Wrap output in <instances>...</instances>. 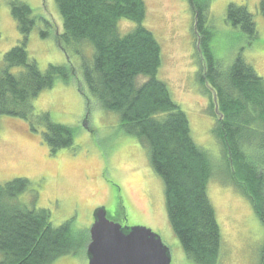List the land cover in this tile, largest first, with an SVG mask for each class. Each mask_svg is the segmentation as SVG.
<instances>
[{
	"label": "trees",
	"instance_id": "obj_1",
	"mask_svg": "<svg viewBox=\"0 0 264 264\" xmlns=\"http://www.w3.org/2000/svg\"><path fill=\"white\" fill-rule=\"evenodd\" d=\"M211 1L189 0L200 57L198 79L210 97L216 117L213 132L224 148V183L249 197L264 223V77L242 52L230 65H224L212 46L216 31L209 14ZM11 2L21 39L6 52L5 64L0 67V119H29L32 98L54 87L58 79H77L76 70L61 64L41 69L28 52L36 25L34 12L27 2ZM260 2L264 13V0ZM55 3L63 21V31L55 37L62 50L81 54L83 44L93 47L92 61L83 62V82L77 80L88 107L95 98L102 109L117 112L125 132L148 146L152 167L163 178L168 217L183 250L196 264H220L221 228L208 196V182L219 174L209 153L195 143L187 113L173 99L167 83L157 77L162 49L143 24L146 1ZM227 13L228 23L240 29L247 45H252L259 37L254 14L234 3L228 5ZM123 19L136 25L122 32ZM41 33L47 37V32ZM17 68L20 70L14 72ZM140 76L148 78L139 82ZM38 118L52 153L74 144V128L54 122L49 113ZM30 186L24 177L0 184V264H54L63 256L85 252L88 243L83 244L82 234L73 230L72 219L56 227L49 209L21 199ZM120 210L125 219L123 207ZM261 258L264 264V249Z\"/></svg>",
	"mask_w": 264,
	"mask_h": 264
},
{
	"label": "rangeland",
	"instance_id": "obj_2",
	"mask_svg": "<svg viewBox=\"0 0 264 264\" xmlns=\"http://www.w3.org/2000/svg\"><path fill=\"white\" fill-rule=\"evenodd\" d=\"M11 1L0 0V67L5 64L6 52L21 39L18 23L11 13ZM20 1L31 6L36 20L28 42L30 57L43 71L50 64L72 65L77 79L68 82L58 79L54 87L32 98L29 119L1 117L0 184L27 178L31 186L21 199L24 197L27 204L33 200L37 208L49 209L56 227L72 219L73 230L82 234L83 244L90 241L93 211L104 206L109 217L121 221L125 227L147 226L156 231L169 247L173 264H196L172 229L164 181L152 167L148 146L125 132L117 112L102 109L95 98L88 107L78 87L77 80L83 82V62L93 59L92 45L83 44L81 54L71 49L65 53L55 38L63 31L55 0ZM145 1L148 12L143 24L162 49L163 61L157 77L167 83L173 99L187 113L195 143L209 153L219 174L209 180L208 196L221 228L220 264H261L264 223L251 199L237 187L224 183L227 160L223 145L213 132L216 117L210 108V97L198 79L200 57L192 6L189 0ZM211 3L209 14L216 31L212 46L224 65H230L242 52L259 76L264 77V13L260 10V0H212ZM230 3L244 5L254 14L259 37L252 45H247L240 29L228 23ZM133 25H136L134 21L123 19L120 29L129 32ZM42 31L48 33L47 37ZM147 78L140 76L138 81L145 82ZM43 113H49L54 122L75 129L72 146L53 153L49 150L43 139V123L38 118ZM54 264H88V260L83 252L63 256Z\"/></svg>",
	"mask_w": 264,
	"mask_h": 264
},
{
	"label": "water",
	"instance_id": "obj_3",
	"mask_svg": "<svg viewBox=\"0 0 264 264\" xmlns=\"http://www.w3.org/2000/svg\"><path fill=\"white\" fill-rule=\"evenodd\" d=\"M88 264H173L172 253L161 236L147 226L125 227L109 217L104 206L94 211Z\"/></svg>",
	"mask_w": 264,
	"mask_h": 264
}]
</instances>
